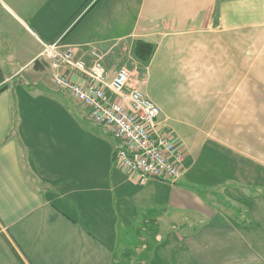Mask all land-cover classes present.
<instances>
[{
	"label": "crops",
	"instance_id": "crops-1",
	"mask_svg": "<svg viewBox=\"0 0 264 264\" xmlns=\"http://www.w3.org/2000/svg\"><path fill=\"white\" fill-rule=\"evenodd\" d=\"M60 36L140 77L185 152L176 182L115 161L39 58ZM0 89V264H264V0H0ZM73 106L83 136L58 119Z\"/></svg>",
	"mask_w": 264,
	"mask_h": 264
},
{
	"label": "built area",
	"instance_id": "built-area-1",
	"mask_svg": "<svg viewBox=\"0 0 264 264\" xmlns=\"http://www.w3.org/2000/svg\"><path fill=\"white\" fill-rule=\"evenodd\" d=\"M61 38L43 43L39 58L54 84L69 91L89 120L114 138L115 161L141 182H176L184 172L185 152L161 122L159 106L130 84L132 72L120 67L110 74L100 49L92 48L87 61L77 57L75 47L62 45Z\"/></svg>",
	"mask_w": 264,
	"mask_h": 264
},
{
	"label": "rangeland",
	"instance_id": "rangeland-1",
	"mask_svg": "<svg viewBox=\"0 0 264 264\" xmlns=\"http://www.w3.org/2000/svg\"><path fill=\"white\" fill-rule=\"evenodd\" d=\"M46 76L48 77L47 79H49V74H48V72L46 73ZM134 78L135 77H137V78H140L138 75L137 76H133ZM132 77V78H133ZM131 78V79H132ZM75 101V100H74ZM78 108L76 107V106H73V111H71V110H69V112H71L70 113V116H67V114H61V113H59L57 116H58V119L60 120V119H62V120H65V119H69V122H70V124L72 123H74V126H72V127H74V129H76V132H75V135H79V136H83L84 135V133L82 132L83 130L85 131V130H88L89 128L88 127H90L89 125H88V122H87V120H85L84 118H82V116L81 115H79V113H77L76 112V110H77ZM72 112H74V113H72ZM61 120V121H62Z\"/></svg>",
	"mask_w": 264,
	"mask_h": 264
},
{
	"label": "trees",
	"instance_id": "trees-1",
	"mask_svg": "<svg viewBox=\"0 0 264 264\" xmlns=\"http://www.w3.org/2000/svg\"><path fill=\"white\" fill-rule=\"evenodd\" d=\"M154 52V44L144 40H138L136 42L134 53L135 56L143 62H148ZM38 68V62L35 63ZM2 89H0L1 91Z\"/></svg>",
	"mask_w": 264,
	"mask_h": 264
}]
</instances>
